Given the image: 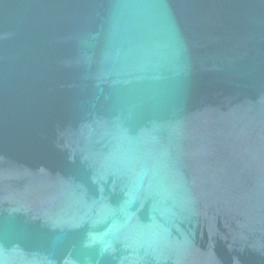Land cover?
<instances>
[{"label": "water", "instance_id": "1", "mask_svg": "<svg viewBox=\"0 0 264 264\" xmlns=\"http://www.w3.org/2000/svg\"><path fill=\"white\" fill-rule=\"evenodd\" d=\"M0 264H264V0H0Z\"/></svg>", "mask_w": 264, "mask_h": 264}]
</instances>
